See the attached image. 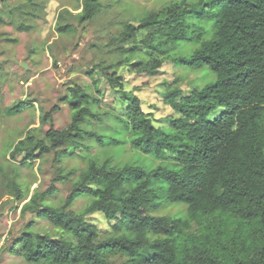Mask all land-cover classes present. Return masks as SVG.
Returning a JSON list of instances; mask_svg holds the SVG:
<instances>
[{"label": "trees", "instance_id": "obj_1", "mask_svg": "<svg viewBox=\"0 0 264 264\" xmlns=\"http://www.w3.org/2000/svg\"><path fill=\"white\" fill-rule=\"evenodd\" d=\"M25 1L38 11L39 3ZM100 9L101 0H83L73 17L90 22ZM63 13L69 12L62 10L59 20ZM199 21L210 22L209 29ZM112 43L121 55L132 47L118 69L151 75L171 59L193 72L205 70L213 80L187 93L174 81L163 100L175 116L166 127H155L116 68L99 64L117 111L97 114L100 102L74 88L62 99L71 111L69 124L52 127L59 110L54 106L38 116L49 124L47 131L30 129L9 146L12 160L21 157L20 164L30 167L50 159L56 180L71 183L59 205L48 201L58 194L55 179L30 196L22 183L9 186L18 202L29 198L21 215L46 221L59 238L34 232L30 221L4 249L26 264H116L115 258L123 260L118 264H264V0H174L136 26L127 22ZM180 46L193 48L175 55ZM29 108L19 101L4 112L15 117ZM126 145L152 163L113 161L110 150ZM96 147L103 157L93 152ZM71 155L85 167L63 171ZM84 197L87 204L74 212ZM171 205L183 207L184 216L162 213ZM96 213L111 223L110 232L101 234L87 220Z\"/></svg>", "mask_w": 264, "mask_h": 264}, {"label": "rangeland", "instance_id": "obj_2", "mask_svg": "<svg viewBox=\"0 0 264 264\" xmlns=\"http://www.w3.org/2000/svg\"><path fill=\"white\" fill-rule=\"evenodd\" d=\"M82 1L35 0L39 3V9L35 11L25 0L6 3L0 0V18L4 20L0 22V264H26L20 258L9 255L4 248L23 232L30 221L35 224L34 232L49 233L59 238V234L46 221L35 218L30 212L21 215L22 206L29 198L25 202H18L11 193V183L15 181L22 183L23 188L29 187L30 196L34 190L44 191L55 179L58 194L48 199L52 205L61 204L71 187L68 181L60 183L56 180L57 166L50 159L36 160L30 167H25L20 164L21 157L17 161L10 158L9 146L16 144L30 129L39 127L42 134L47 131L49 124H41L38 116L41 112H49L54 106L59 110L52 116V127L61 130L69 124L71 111L66 103H62V99L74 88L90 91L100 102L94 111L97 114L117 111L116 95L97 70L98 65L111 64L116 68L117 62L129 55L132 47L127 46L126 54L121 55L112 43L123 25L128 22L136 26L140 18L164 8L174 0H101L97 15L83 24L73 17L80 13ZM64 9L69 13H63V18L59 20L58 15ZM198 24L208 29L210 27V22L199 21ZM19 25L30 29L19 32ZM65 25L70 26V32H57L58 26ZM191 48L180 46L173 53L186 55ZM93 69L94 74L88 73ZM116 70L123 78L125 91L139 98L143 111L150 114L155 127H166L168 117L175 116L170 105L163 100L166 90L175 85L174 81L187 93L192 87L200 88L213 80L204 75L205 70L193 72L178 67L171 59L151 75L129 72L125 65ZM19 101H28L33 108L15 117L6 116L4 110ZM102 151L99 147L93 150L100 157H103ZM110 151L114 153L113 161L126 162L133 157L142 159L148 165L152 163L147 157L133 154L128 145ZM85 164L86 161L71 155L62 166L63 171H79ZM87 202V198H80L72 210L81 212ZM162 213L182 218L185 209L171 205ZM87 220L101 234L110 232L111 223L101 214L91 215ZM122 261L114 259L116 264Z\"/></svg>", "mask_w": 264, "mask_h": 264}, {"label": "water", "instance_id": "obj_3", "mask_svg": "<svg viewBox=\"0 0 264 264\" xmlns=\"http://www.w3.org/2000/svg\"><path fill=\"white\" fill-rule=\"evenodd\" d=\"M22 67H23L24 69H26V66H25V65H22Z\"/></svg>", "mask_w": 264, "mask_h": 264}]
</instances>
